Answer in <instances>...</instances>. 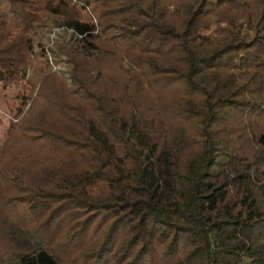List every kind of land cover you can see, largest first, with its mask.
Returning <instances> with one entry per match:
<instances>
[{"label":"trees","instance_id":"trees-1","mask_svg":"<svg viewBox=\"0 0 264 264\" xmlns=\"http://www.w3.org/2000/svg\"><path fill=\"white\" fill-rule=\"evenodd\" d=\"M169 6L0 0V264H264V0ZM43 17L73 88L25 108Z\"/></svg>","mask_w":264,"mask_h":264},{"label":"rangeland","instance_id":"rangeland-1","mask_svg":"<svg viewBox=\"0 0 264 264\" xmlns=\"http://www.w3.org/2000/svg\"><path fill=\"white\" fill-rule=\"evenodd\" d=\"M125 1V0H124ZM166 2L170 5L169 7L176 4L177 0H166ZM233 12H237L242 15V18L247 22L249 18L248 12H244L239 9H234L230 14L225 15V17H234L231 16ZM96 25H98L99 20L96 18L94 20ZM118 21L116 22H107L105 28L110 33L109 36H106L109 38L110 41L117 42L115 44L118 46L119 51H116L115 49H110L113 54H108V56L105 55L103 58V62H113L114 57L116 56H125V53L129 48L125 46L126 42H124V31L118 26ZM98 27V26H97ZM94 30V33H96V38L94 39V43L99 44L101 42L102 35H100L97 28ZM25 31L27 32L28 36L30 37L31 41L33 42V48L32 52H30V59L31 62L29 65L24 68L25 75L23 77V81L25 82H32L34 85V89L31 86V92L30 96H26L24 99L25 102V108H28L31 103L32 95H38L37 100L39 102H43L44 100L39 96L38 91H41V85L39 87V81L41 79V76L43 74H46V76L51 75L52 79H55L53 82L46 79V83L43 86L42 91L46 90L48 92H52L54 88H73V78L71 73V66H70V58L68 55L65 54H58L57 56H53L51 52V48L56 46V44H60L62 42V38L64 36H69V33L72 32L68 27L62 25V23H52L48 21L46 18H42L40 20H33L30 25L25 28ZM79 38V37H78ZM62 42L61 44H63ZM124 43V44H123ZM127 45V44H126ZM44 50L46 52L47 60L42 59L40 57V50ZM113 56V57H112ZM45 60V61H44ZM45 76V77H46ZM44 79V78H43ZM42 79V80H43ZM39 80V81H38ZM41 80V81H42ZM144 83L146 86L153 91V95H156V90L153 88L152 83L150 82L151 79L146 76L143 78ZM22 84V82H21ZM26 83H24L23 88L25 87ZM248 147V146H247ZM11 210H15V212L18 211V207L13 206ZM9 215V214H8ZM6 245V243L3 241V243H0V252H2L3 247Z\"/></svg>","mask_w":264,"mask_h":264}]
</instances>
